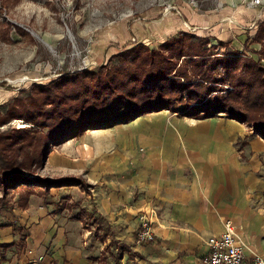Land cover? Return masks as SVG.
I'll list each match as a JSON object with an SVG mask.
<instances>
[{"label":"crops","instance_id":"0c3cea01","mask_svg":"<svg viewBox=\"0 0 264 264\" xmlns=\"http://www.w3.org/2000/svg\"><path fill=\"white\" fill-rule=\"evenodd\" d=\"M183 20L176 26L197 29L210 39L208 47L220 42L242 48L252 43L264 8L234 0L220 10H191ZM166 26L146 23L133 34L125 26L129 31L118 36L123 42L134 35L157 49L176 28L170 23L165 37ZM108 46L101 56L107 60L118 52ZM129 125L137 130L128 149L123 143L100 150L90 144L101 156L89 162L63 159L54 149L44 170L82 174L94 184L97 211L109 220L113 240L126 242L120 264H205L208 241L224 233L227 220L245 243L246 256L264 257V138L256 130L226 115L198 119L170 110L143 115ZM70 191L83 194L78 187L53 189L48 197L35 191L23 205L15 191L1 201L0 190V264H102L109 235L102 234L100 250L90 245L83 217L59 207ZM142 211L152 215L153 240L140 242L138 226L135 233L115 230L139 221Z\"/></svg>","mask_w":264,"mask_h":264},{"label":"rangeland","instance_id":"374dc122","mask_svg":"<svg viewBox=\"0 0 264 264\" xmlns=\"http://www.w3.org/2000/svg\"><path fill=\"white\" fill-rule=\"evenodd\" d=\"M233 1L234 0H0V120H3L1 118H3L9 110L8 103L17 96H27L28 93L30 94V88L34 85L46 86V84L51 81L61 79L67 74L74 75L77 71L105 73L118 64L132 66L136 61V59H134L136 57V54H134L135 51L129 52L130 54L127 53V51L137 49L139 46H145L150 51L162 50L161 45L164 42L161 43L157 49H154L145 39L138 40L134 35H132L133 38L131 41H126L125 38V41L122 42L118 35H122L123 37L126 35L129 30L125 31V26H127V29H130L133 34L134 31L138 30L140 25L150 23L156 26L157 23L162 24L166 22L167 26L163 29L164 32H161L163 35L165 34L166 37L167 33H171L168 25L171 23L176 26V22H179V20L185 23L186 21L183 20V16L186 17V15L188 16L191 14V10H220L226 7L227 2ZM244 1L247 4V0H243V2ZM189 8H191V10ZM263 22L264 20L257 25L256 31L251 38L252 43L246 44V46L244 45L245 47L243 46L242 48L220 42L215 46L208 47V43L204 47V50L208 51V56L203 59L199 57L187 58L186 56L178 58V52H176V50L171 51L167 49L166 51L162 50V52L166 55H172L173 53L175 55L176 53L175 61L177 69H179V67L188 69V72L192 75L197 71L201 72V74H212V81L218 82L213 85V90L221 91H214L210 97L227 94L228 92L234 91L231 82V74L228 72V67L223 63H217V59L222 58L227 60L233 57H239L242 58L241 63H244L246 60L260 61L261 56L259 53L262 49L256 36ZM172 28L174 29L172 30V37H168L165 42L170 41L172 43L174 41L175 43L179 41L182 47H186L189 43L196 42V39L189 37L192 35L185 36L188 35V33L196 37L204 38L197 29H190L188 27L183 30L178 26ZM111 35L113 37L117 36V41L107 38L112 37ZM107 44H109L107 50L111 47L118 48V52L111 56L109 60H107L109 56H104L105 58L101 57ZM189 60H193V62H191L189 66H186ZM260 64L264 66V60H261ZM244 65L240 68L245 67ZM240 72H233L237 74L236 78ZM175 74L176 72H174L170 78H174ZM94 80H90L91 83ZM197 82L198 81L195 83ZM147 85H149V89L152 91L158 89V86L154 84L149 83ZM184 96L185 100H187L188 92H185ZM170 112L173 113L172 111ZM223 115L232 119L229 115L224 113L220 116ZM10 121L11 122L8 123L0 122V132L11 130L13 133L15 129L37 128L33 123H28L22 119ZM130 123L131 122L119 124L111 126L110 128L84 130L80 132L79 137L53 146L51 151L57 149L63 159L66 157L67 160L73 162L80 160L89 162L94 161L93 158L96 159L97 156H101L91 149L90 144L94 146L98 144V150H100L109 148L108 145L123 143L126 145L122 148L128 149L129 146L127 145L132 139L131 136L135 137V132L137 130L136 127H131V125H129ZM246 124L253 128L251 124ZM23 125L24 127H22ZM260 136L264 138L263 135ZM70 141L75 143L66 149H61L66 142ZM83 141L87 144L85 147ZM134 147L135 149L136 147L139 148V146ZM44 170H42L38 176L46 180H59L65 179L66 177L83 179L84 183L87 185L65 186L78 187L82 189L83 194L78 195L70 191L69 197L59 199L61 201L59 202V207H67L73 211L74 215L79 214L83 217L85 229L90 231V234L88 233L91 239L90 245L94 247L95 250L96 246L99 250L101 248L100 243H102L103 237L106 236L102 234L105 233L109 235V241L103 245L105 246L104 251H102L104 255L100 257L104 260L101 262L102 264H120L121 261L118 262L119 259L117 256L126 248V244H124L126 242L113 240L115 234L110 230L109 220L97 211V203L93 197L91 198L94 184L88 182L82 174L79 176L69 171L64 170V172H61L57 169L51 170L45 174ZM65 187L52 186L47 190L45 187L26 185L24 187H14L11 189V193L15 191L17 194L18 192L20 199L22 196L21 189H24L25 195H28L29 192L33 194V192L39 191L41 197H48L53 189H63ZM18 189H20V191H17ZM0 190H2L3 193L2 187H0ZM3 201L7 202V199L5 198ZM137 216L139 218V221H137L138 223L133 222L130 227H123L120 225L118 228L115 227V230L121 231L122 235L127 232L135 233L137 226L138 229L140 228L143 217L148 216L152 219V215L147 211L139 212Z\"/></svg>","mask_w":264,"mask_h":264},{"label":"trees","instance_id":"16d2710c","mask_svg":"<svg viewBox=\"0 0 264 264\" xmlns=\"http://www.w3.org/2000/svg\"><path fill=\"white\" fill-rule=\"evenodd\" d=\"M185 36L196 39L197 43L182 47L179 41H167L161 49L176 50L178 58L203 59L208 56V51L204 50L209 43L208 37H196L190 33ZM256 39L262 49L259 53L261 61L264 60V22ZM162 50L150 51L139 46L127 51H135L136 61L132 66L118 64L105 73L77 71L46 86L34 85L30 94L17 96L9 102V110L0 122L22 119L37 128L0 132L1 201L18 186H40L49 190L52 186L87 185L77 177L46 180L38 176L45 169L51 148L79 137L84 130L127 124L147 113L170 110L198 119L224 113L232 119L251 124L256 134L264 136V66L260 61L241 63L242 58L239 57L217 59L218 64L228 67L234 91L210 97L214 91H221L213 90V85L218 82L212 81V74L197 71L192 75L188 69H177L176 53L166 55ZM191 62L193 60H189L186 66ZM242 65L245 67L240 68ZM174 72L175 77L170 78ZM233 72H240L237 78ZM92 79L96 80L91 83ZM149 83L158 89L152 91L147 85ZM185 92H188L187 100ZM24 191L21 189L20 203L23 205L32 195L31 192L25 195Z\"/></svg>","mask_w":264,"mask_h":264},{"label":"built area","instance_id":"2783aa9c","mask_svg":"<svg viewBox=\"0 0 264 264\" xmlns=\"http://www.w3.org/2000/svg\"><path fill=\"white\" fill-rule=\"evenodd\" d=\"M246 2L251 6L264 8V0H247ZM224 227V233L209 239L210 253L205 258V264H264V257L261 255L252 258L246 256V245L230 220L226 221ZM154 238L153 220L148 216L143 217L138 231V240L146 243Z\"/></svg>","mask_w":264,"mask_h":264},{"label":"bare ground","instance_id":"6f19581e","mask_svg":"<svg viewBox=\"0 0 264 264\" xmlns=\"http://www.w3.org/2000/svg\"><path fill=\"white\" fill-rule=\"evenodd\" d=\"M24 125H25V123H24ZM24 125L22 127H24Z\"/></svg>","mask_w":264,"mask_h":264}]
</instances>
